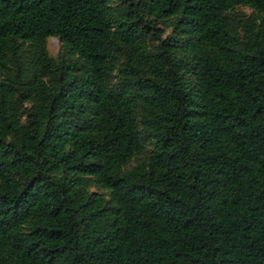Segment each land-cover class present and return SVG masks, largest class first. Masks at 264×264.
Instances as JSON below:
<instances>
[{"label": "trees", "instance_id": "trees-1", "mask_svg": "<svg viewBox=\"0 0 264 264\" xmlns=\"http://www.w3.org/2000/svg\"><path fill=\"white\" fill-rule=\"evenodd\" d=\"M0 264H264V0H0Z\"/></svg>", "mask_w": 264, "mask_h": 264}, {"label": "rangeland", "instance_id": "rangeland-1", "mask_svg": "<svg viewBox=\"0 0 264 264\" xmlns=\"http://www.w3.org/2000/svg\"><path fill=\"white\" fill-rule=\"evenodd\" d=\"M61 43L56 38H49L47 40V50L51 56H56L60 51Z\"/></svg>", "mask_w": 264, "mask_h": 264}]
</instances>
